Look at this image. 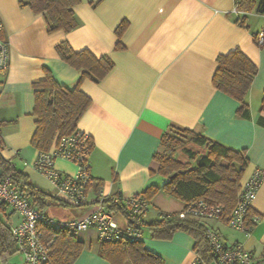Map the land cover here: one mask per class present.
Masks as SVG:
<instances>
[{
	"label": "crops",
	"instance_id": "0c3cea01",
	"mask_svg": "<svg viewBox=\"0 0 264 264\" xmlns=\"http://www.w3.org/2000/svg\"><path fill=\"white\" fill-rule=\"evenodd\" d=\"M24 1L0 0L1 37L10 52L9 66L0 73V135L2 155L25 171L34 185L61 198L58 188L35 167L39 149L32 137L37 127L34 84L51 72L60 84L72 88L81 76L59 55L56 46L63 40L76 51L89 49L114 61L99 82L82 81L81 89L92 101L78 123L94 140L91 172L101 180L104 195L129 197L150 183L164 184L166 178L158 173L154 154L171 126L246 150L249 163L242 184L255 169H264V46L257 40L264 16L258 2L244 0L235 11V0H80L74 6L78 26L69 32H49L44 12ZM120 25L121 34L117 32ZM237 47L258 66L247 106L240 112V101L213 83L218 56ZM186 146L204 149L193 142ZM177 157L189 161L183 148ZM55 165L69 174L78 171L74 162L63 157ZM89 198L95 199L94 186ZM47 201L43 210L55 219L82 217L95 208L93 202L75 206ZM150 203L146 221L159 218L161 211L178 212L185 207L163 190ZM252 209L259 219L249 234L222 218L202 220L226 242L242 243L253 253L254 264H264V178ZM118 214V223L127 225V218ZM0 216L9 225L21 220L18 212L5 205ZM144 230L146 247L160 255L163 264H197L190 233L180 230L172 238L160 239ZM77 238L84 249L73 264H115L100 254L96 228L79 232ZM19 262L17 252L7 259V264ZM0 264H4L1 259Z\"/></svg>",
	"mask_w": 264,
	"mask_h": 264
},
{
	"label": "trees",
	"instance_id": "16d2710c",
	"mask_svg": "<svg viewBox=\"0 0 264 264\" xmlns=\"http://www.w3.org/2000/svg\"><path fill=\"white\" fill-rule=\"evenodd\" d=\"M80 0H27L23 4L30 5L35 11L44 12L49 32L64 30L69 32L78 26L79 22L74 6ZM118 27L117 32L121 34ZM120 46V43L117 44ZM264 46V41L262 43ZM62 59L81 71L77 84L70 88L60 84L51 72L45 79L34 84L37 127L32 137V144L39 151H49L60 142L63 136L76 134L80 128L78 123L91 104V97L81 89L84 79L90 78L99 82L114 66V61L108 54L95 55L89 49L76 51L66 40L56 46ZM218 65L213 76L214 86L238 99L241 103L239 111L246 106V96L258 66L237 47L217 58ZM264 110V96L261 103ZM193 142L204 147L203 151L187 147ZM91 154L94 140L89 136L86 140ZM161 149L154 154L158 162V173L166 178L162 186L154 183L147 185L140 193L149 204L152 199L163 190L168 195L185 203V207L178 212H160L159 218L153 221L144 219L143 215H135L127 205L122 193L106 195L101 200V180L94 177L95 199L90 198L85 203L72 204L53 196L32 183L29 175L18 168L12 160L2 155L4 142L0 135V178L9 177L13 184L26 194L38 209L45 208L47 200H57L65 204L81 206L88 202L103 205L110 211L121 213L128 223L135 227L148 229L151 236L169 239L180 230L190 233L194 237V249L205 261L214 259L213 249L206 236V223L203 217L185 213L197 201H204L209 205H221L223 213L220 218L225 219L239 202L242 189V179L249 163L244 149L230 147L208 135L189 128L171 126L162 136ZM179 148H183L189 156V161L183 162L177 157ZM115 197L119 200L115 201ZM3 204H0L2 209ZM46 214V212L44 211ZM184 213V214H183ZM47 215V214H46ZM48 216V215H47ZM254 211L252 205L246 212L245 223L253 226ZM50 217V216H49ZM226 220V219H225ZM45 240L53 239L50 245L46 264H73L78 258L84 244L77 235L67 230H56L46 227ZM17 252L15 239L10 225L0 216V259L7 264L9 256ZM100 254L115 264H163V258L149 250L143 239L140 240H106L101 241Z\"/></svg>",
	"mask_w": 264,
	"mask_h": 264
},
{
	"label": "built area",
	"instance_id": "2783aa9c",
	"mask_svg": "<svg viewBox=\"0 0 264 264\" xmlns=\"http://www.w3.org/2000/svg\"><path fill=\"white\" fill-rule=\"evenodd\" d=\"M244 0H235V11ZM259 3V13L264 16V0H253ZM3 23L0 19V73L6 71L10 62L8 43L1 37ZM257 40L260 44L264 41V27ZM89 134L78 130L76 134L63 136L59 143L49 151H39L35 161V167L58 188L61 199L72 203H85L89 200V192L93 186V176L90 165V153L86 140ZM63 157L74 162L78 166L76 174L61 171L55 165L57 158ZM264 178V169L257 168L250 178L242 185L239 202L234 210L226 216V221L231 226L243 230L249 234L253 226L245 223V215L252 200L257 195ZM106 196L101 192V200ZM128 208L135 215H143L148 211L149 204L139 194L124 197ZM119 198L115 197V201ZM0 204L18 212L21 220L10 225L11 233L15 239L17 253L20 255L19 264H46L50 245L53 239L46 241L44 229L52 227L56 230H67L74 234L96 228L101 241L106 240H140L143 239V231L134 225L121 226L115 218L114 212L108 210L100 201L88 214L70 219H55L47 216L44 211L33 205L26 194H23L13 184L9 177L0 178ZM185 213H191L196 217L220 218L223 213L221 205H209L200 200L194 202ZM184 214V213H183ZM258 216H254L256 222ZM208 241L214 252L211 262L203 260L198 254L197 264H254L253 253L245 248L242 243H228L221 234L213 228L206 232Z\"/></svg>",
	"mask_w": 264,
	"mask_h": 264
},
{
	"label": "rangeland",
	"instance_id": "374dc122",
	"mask_svg": "<svg viewBox=\"0 0 264 264\" xmlns=\"http://www.w3.org/2000/svg\"><path fill=\"white\" fill-rule=\"evenodd\" d=\"M151 212H153L152 209H151ZM151 214H152V213H151ZM151 214H150V215H151ZM118 215H119V216H122L121 214H118ZM150 215H149V216H150ZM144 231L147 232L146 229H145Z\"/></svg>",
	"mask_w": 264,
	"mask_h": 264
}]
</instances>
